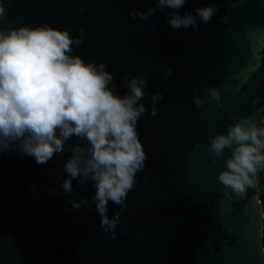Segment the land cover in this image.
<instances>
[{"label": "water", "instance_id": "water-1", "mask_svg": "<svg viewBox=\"0 0 264 264\" xmlns=\"http://www.w3.org/2000/svg\"><path fill=\"white\" fill-rule=\"evenodd\" d=\"M210 2L219 12L193 32L172 30L169 9L147 21L129 16L131 9L154 7L153 0H10L0 27L48 24L82 35L74 54L106 63L120 94L122 73L147 78L148 112L138 133L148 159L113 239L100 225L90 184L73 181L70 198L89 197L79 211L70 205L65 211L62 192L46 191L55 187L53 173L65 175L67 152L44 165L19 152L0 153V264H264L257 181L242 196L224 197L217 174L230 152L216 158L207 146L209 136L226 132L229 114L255 113V122L263 121L264 0L237 7L234 0H187L181 13ZM165 67L171 76H164ZM209 86L218 89L219 106L195 107L193 87L205 97ZM155 92L164 99L153 117ZM256 96L262 99L254 106ZM108 207L110 217L121 211L111 202Z\"/></svg>", "mask_w": 264, "mask_h": 264}, {"label": "clouds", "instance_id": "clouds-1", "mask_svg": "<svg viewBox=\"0 0 264 264\" xmlns=\"http://www.w3.org/2000/svg\"><path fill=\"white\" fill-rule=\"evenodd\" d=\"M9 2L0 0V21L7 19ZM153 2L154 7L146 11L131 9L129 16L147 21L158 11L169 9L166 23L172 30L191 28L197 32L200 23L211 22L220 10L210 2L191 13H181L187 0ZM243 4L244 0H234L232 7ZM80 10H85L83 3ZM83 42L82 35L48 24L0 27V153L19 152L44 165L67 152L62 164L65 175L53 173L55 187L46 191L62 192L67 197L65 211L69 205L79 211L89 205V197L71 199L73 181L80 186L90 184V199L100 225L115 239L121 213L128 207V194L136 188L137 173L145 170L148 159L138 133V121L148 112L143 102L147 78L122 73L125 91L120 94L106 63L85 61L74 54ZM172 74L171 68L165 67L164 76ZM205 91L207 95L202 97L200 89L193 87L194 106L213 101L219 106L218 89L209 86ZM163 99L161 92L151 95V116L158 114L157 104ZM261 99L253 97L251 103L255 106ZM259 113H264V107ZM255 115L229 114L226 132L208 137L213 157H221L225 149L230 152L217 174L226 198L245 194L254 186L258 171L264 169V121L257 124ZM73 139L75 143L67 148ZM147 181L145 176V186ZM31 190L35 195L34 188ZM109 202L121 210H113L111 217ZM260 256L264 259V251Z\"/></svg>", "mask_w": 264, "mask_h": 264}, {"label": "trees", "instance_id": "trees-1", "mask_svg": "<svg viewBox=\"0 0 264 264\" xmlns=\"http://www.w3.org/2000/svg\"><path fill=\"white\" fill-rule=\"evenodd\" d=\"M263 121H264V118H263ZM256 181H257V187L259 190L260 200L262 202L263 211H264V169H261L260 171H258L257 176H256ZM261 241H262V246L264 250V227L262 231Z\"/></svg>", "mask_w": 264, "mask_h": 264}]
</instances>
